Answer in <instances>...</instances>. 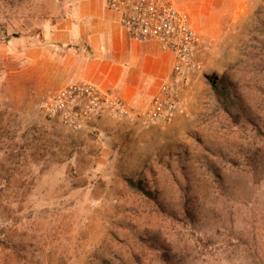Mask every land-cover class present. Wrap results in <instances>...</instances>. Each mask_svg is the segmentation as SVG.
Listing matches in <instances>:
<instances>
[{
	"label": "rangeland",
	"instance_id": "1",
	"mask_svg": "<svg viewBox=\"0 0 264 264\" xmlns=\"http://www.w3.org/2000/svg\"><path fill=\"white\" fill-rule=\"evenodd\" d=\"M72 2L0 0V264H264V0L184 7V112L78 131L40 108L59 87L33 51Z\"/></svg>",
	"mask_w": 264,
	"mask_h": 264
},
{
	"label": "crops",
	"instance_id": "2",
	"mask_svg": "<svg viewBox=\"0 0 264 264\" xmlns=\"http://www.w3.org/2000/svg\"><path fill=\"white\" fill-rule=\"evenodd\" d=\"M175 1L183 10L191 2ZM45 37L33 42V51L47 52L38 61H48V86L90 82L131 106H147L173 64L172 55L155 40L133 38L105 0H73Z\"/></svg>",
	"mask_w": 264,
	"mask_h": 264
},
{
	"label": "built area",
	"instance_id": "3",
	"mask_svg": "<svg viewBox=\"0 0 264 264\" xmlns=\"http://www.w3.org/2000/svg\"><path fill=\"white\" fill-rule=\"evenodd\" d=\"M118 21L137 40H155L173 57L171 71L143 110L129 106L117 94L85 81L69 82L50 92L40 108L74 131L103 114L136 115L144 120H172L184 112L178 87L187 82L189 70H200L201 34L191 25L188 13L175 0H105Z\"/></svg>",
	"mask_w": 264,
	"mask_h": 264
},
{
	"label": "trees",
	"instance_id": "4",
	"mask_svg": "<svg viewBox=\"0 0 264 264\" xmlns=\"http://www.w3.org/2000/svg\"><path fill=\"white\" fill-rule=\"evenodd\" d=\"M213 89H214V93H213V96L216 97V99H218V97H221V95H223L224 97L225 96H229V92H228V89L224 86H220V85H217V84H213ZM140 189H142V192L147 195V196H152V191L151 190H148V189H145L144 186H139Z\"/></svg>",
	"mask_w": 264,
	"mask_h": 264
}]
</instances>
